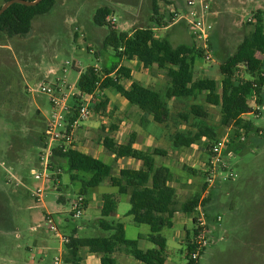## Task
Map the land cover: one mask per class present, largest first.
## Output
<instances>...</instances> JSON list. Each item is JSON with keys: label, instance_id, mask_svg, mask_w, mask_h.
<instances>
[{"label": "rangeland", "instance_id": "374dc122", "mask_svg": "<svg viewBox=\"0 0 264 264\" xmlns=\"http://www.w3.org/2000/svg\"><path fill=\"white\" fill-rule=\"evenodd\" d=\"M152 1L57 0L51 13L33 20L29 35L13 38L4 35L0 40V264H52L53 257H66L68 249L63 238L72 236L78 229L82 231L83 237L88 238L109 237L113 234L101 229L100 215L97 212L96 195L117 194V189L107 187V181L98 188L89 189L88 213L82 218H75L72 215L73 202L79 196L82 181L88 176L78 174V179L74 180V173L65 168V161L51 155L47 177L43 180L35 178L33 172H39L44 167L41 154L50 153L59 145L49 140L44 145L43 137L46 125L52 119L53 108L51 97L41 92L40 88L44 85L59 87L64 95H70L72 91H78L80 75L88 67L94 66L102 70L116 60L113 48L105 45L109 29L94 24V15L98 9H110L111 17L116 19L113 26L118 32H131L137 28H152L156 25L152 21ZM183 1L187 5L189 0ZM206 1L210 6L206 18L213 24L211 36L215 37L210 38L208 51L197 44L199 49L204 50V58L197 60L195 77L214 78L220 86V65L236 52L244 35L251 30L249 19L258 11L264 13V0ZM2 5L4 0H0V6ZM165 14L166 19L156 32L158 36L164 33L162 27L175 21L167 12ZM193 20L191 17L179 22L184 21L193 33L197 30ZM236 23L240 26L236 27ZM208 52L211 59L206 57ZM124 65L130 67L138 76L141 66L139 62L124 61ZM158 70L152 68L148 74L156 77L157 88H161L167 84L168 78L165 74L161 79ZM241 70V80L252 79L244 72V68ZM146 71L144 69V74ZM139 74H143L142 70H139ZM134 80L137 81V78ZM124 85L129 87L130 81H125ZM105 96L109 100L106 109L99 113L92 110L93 115L82 127L87 130L96 125L93 133L84 141L93 148L92 152L97 154L95 156L112 165L114 175L120 169L136 168V161L129 163L130 159H120L119 162L112 158L100 141L111 135L114 125L118 126V130L113 133L118 143L127 142L129 135L141 127L144 135L139 136L137 142L143 150L161 148L172 153L173 160L176 161L173 184L178 187V207L191 200L198 192L203 195L207 188L203 164L209 160L207 146L210 140L203 138L190 149L173 150L166 136L167 130L152 123V119L149 123L143 122L141 112L114 90H106ZM250 100L249 108L252 105ZM192 103L205 106L209 113L207 123L217 130L220 138L227 132L234 137V129L221 126L222 115L219 107L206 105L202 97L186 104ZM68 105L74 106L75 99L69 98ZM171 105L175 114L187 106L176 102ZM249 118L254 124V132L247 134L243 142L237 140L232 148L234 153L225 157V161L238 177L234 181L219 182L211 188V193L206 198L207 200L213 193L209 204H206L207 211L209 213L210 209L213 213H219L224 223L232 216L231 203L234 202L235 208L241 210L247 198H252L253 203L247 206L251 212L264 218V109L260 117L251 115ZM124 120L132 124L125 125L127 123L123 124ZM156 159L159 165H167V158ZM40 189L41 193L38 192ZM120 198L121 203L117 210L119 219L109 220L125 223L127 238L137 239L139 229L132 227V217L127 216L131 204L127 196ZM48 216H52L58 232L50 230ZM181 216L188 219L186 228H166L162 233L170 240L169 256L174 264L188 262L186 242L181 243L179 238L174 243L176 231L185 233L187 229L189 237L194 238L195 224L192 216L195 217V214ZM139 228L141 234L150 233L147 225H139ZM218 237L212 235L209 249L213 250L218 244H222L217 243ZM44 248L51 250V255L47 258L42 254ZM200 264H234V260L231 255H227L211 262L204 256Z\"/></svg>", "mask_w": 264, "mask_h": 264}, {"label": "trees", "instance_id": "16d2710c", "mask_svg": "<svg viewBox=\"0 0 264 264\" xmlns=\"http://www.w3.org/2000/svg\"><path fill=\"white\" fill-rule=\"evenodd\" d=\"M8 1L10 0H4V3ZM56 3L57 0H43L33 7L23 4L11 5L0 16V40L4 35L10 38L29 35L32 32L33 20L51 13ZM153 10L152 21L162 26L156 1L153 3ZM109 17L110 9L100 8L94 15V24L109 29L105 45L113 48L116 60L102 70L94 66L88 67L81 73L78 81L80 92L96 94L93 110L99 113L106 109L109 100L105 96V91L112 89L141 112L143 122L149 123L152 119V123L167 130L166 136L173 150L190 149L203 138H207L210 140L207 146L209 151L213 143L220 139L217 130L207 123L209 113L205 106L198 103L186 104L201 97L206 105L221 109L220 124L225 128H234L232 138L235 144L243 132L246 135L254 132L252 121H245L242 117L250 110L248 100L252 97L256 98L258 105L264 107L263 12L258 11L254 15V22H249L252 30L245 35L236 52L220 65L222 75L220 86L218 81L211 77L196 79V63L198 59L204 58V50L199 49L195 41L175 46L166 37H157L153 27L118 32L116 27L112 25V28L108 22ZM133 60L147 69L156 66L167 70V84L156 88L133 82L126 88L124 82L131 81L133 76L131 68L122 62ZM242 68L251 76V80H241ZM172 102L187 106L175 114ZM117 130V125L112 126L111 135L104 137L100 141L101 145L108 153L115 155V160L133 159L142 163L140 169H121L119 175L114 176L112 165L76 147L66 148L64 145L54 148L53 158L65 161V168L74 173L72 174L74 180L78 179V174L88 176L82 181L83 186L79 192L85 199L89 189L98 188L105 181L111 182L112 187L117 189V195L129 196L131 209L127 216L132 217L136 225L150 227L149 240L155 248L142 250L138 239L129 240L126 237L123 223L109 221V217L117 211L118 199L116 194H104L99 223L102 230L113 234L109 237L88 238L78 237L74 232L69 237L70 242L66 244L68 253L65 260L70 264H83L81 251L88 250L101 256V264H116L113 255L117 251H124L144 264H165L167 239L163 236V231L173 227L177 212L195 214L202 192L195 194L179 208L178 190L172 185L174 174L168 167L159 165L156 159L167 156L168 152L161 148L152 150L135 148L138 138L136 132L129 135L127 142L118 143L113 135ZM43 140L45 145V135ZM212 194L205 200V204H209ZM85 204L87 210L89 204L87 199ZM195 232L194 228V237ZM193 239L188 238V260L194 248Z\"/></svg>", "mask_w": 264, "mask_h": 264}, {"label": "built area", "instance_id": "2783aa9c", "mask_svg": "<svg viewBox=\"0 0 264 264\" xmlns=\"http://www.w3.org/2000/svg\"><path fill=\"white\" fill-rule=\"evenodd\" d=\"M187 6L188 10L184 12L178 11L172 6L169 7L171 16L175 21L189 20L193 17V24L197 29L192 33L194 41L198 45L204 46V48L208 51V45L213 31V24L208 22L206 18L209 13L210 6L207 4L206 0H189ZM108 22L115 25L116 19L109 17ZM249 22H254L253 18H250ZM206 57L211 59V54L208 52ZM40 91L51 97V104L53 108L52 119L46 125V140H49L51 143L57 142L59 144L58 147H62L64 145L66 148L76 147V149L79 150L77 144L79 141V131L82 129L85 121L90 119L93 115L92 105L96 100V94H86L78 90L72 91L70 95H64L61 88L49 85L42 86ZM69 98H77L78 102H76L74 106H69ZM250 101L252 103L251 108L242 117L245 121H251L249 118L251 115L257 118L260 117L262 110L264 109L263 106L256 103L255 97H252ZM231 129L234 128L231 127ZM245 136L246 134L243 132L242 136L237 140L239 142H243L245 141ZM234 144L232 136L227 132L225 136L213 143L209 151H207L209 160L203 164L205 185L207 188L204 190L195 211L194 224L196 232L192 242L194 248L189 255V264H199L202 254L212 242L210 219L207 211V205L205 204L206 198L211 193V188L219 182L234 181L238 177V175L231 170L229 164L225 161L226 156L234 153L232 151ZM47 148L48 147L46 146L45 149ZM53 150H51L50 153L47 152L41 154V162L44 163V167L39 172H33L37 180H43L50 172L49 160L51 155H53ZM38 192L41 193L42 190L40 189ZM85 200L84 196L79 195L73 202V217L82 218L86 215ZM218 220L221 221L222 217L219 216ZM47 221L49 222L50 230L58 232V228L55 225L52 216H48ZM63 241L67 244L70 242V239L69 237H64ZM42 254L44 258H47L51 255V250L49 248H44ZM52 264L70 263H68L63 256H55L52 259Z\"/></svg>", "mask_w": 264, "mask_h": 264}, {"label": "crops", "instance_id": "0c3cea01", "mask_svg": "<svg viewBox=\"0 0 264 264\" xmlns=\"http://www.w3.org/2000/svg\"><path fill=\"white\" fill-rule=\"evenodd\" d=\"M154 1H156L158 6H159V13H160L162 24L165 21L164 19H166V18H164V16L167 15L165 13L167 12L168 16L171 15L169 7L172 6V7L176 8L178 11L187 10L186 2L183 0H169V2H167L168 0H161V1L160 0H153L152 2L154 3ZM166 2L168 4H166ZM154 23L156 24V22H154ZM216 25H217V23H216ZM235 25H236V27L240 26L239 23L238 24L236 23ZM160 27H161L160 25L156 24V25H154L153 29L155 32H157L160 30ZM161 29L164 31V33L162 35H159V36L157 35V37H159V38L166 37L175 46H177L179 44H191L192 42H194L192 32L189 31V29H188V27L184 21H182V22L174 21L170 25H168L166 27H162ZM251 30H252V27H251ZM213 37H215V36H211V39ZM244 37H245V35H244ZM242 41H243V39L240 41V43ZM240 43H239V45H240ZM133 61H135V60H133ZM122 64L124 65V61L122 62ZM140 65L141 66H139V69H138V76H136L135 72L131 69L133 79L130 81V86L133 82H136V83H140L144 86L157 88L156 77H153V76L150 77L148 74V73H150V69L157 68V67L154 66V67L147 69L141 63H140ZM196 66H197V63H196ZM144 69L147 70L145 72L146 74H144ZM139 70H142L143 74H139ZM158 71H159L158 72L159 77L161 79L163 78V75H165L167 73V70H163V69H159ZM135 77L137 78V81L134 80ZM129 87H126V88H129ZM125 123H127V124H125ZM123 124L129 126L132 124V122L128 123L126 120H124ZM95 126L96 125H94V127H91L87 130L85 128H82L79 131V137H78L79 141L77 143L80 151H82L86 154H90L94 157H96L95 155H97V154H94V152H92L93 148L86 145L84 143V141H85V139L90 137L91 133H93ZM134 132L137 133L138 137L144 135V131H143V129H141V127H139V129H137V131H134ZM115 138H116V136H115ZM135 148H137L139 150L143 149V147H141L138 144V142L135 144ZM175 153H177V152H175ZM111 156H112V158L115 157V155H111ZM96 158H98V157H96ZM165 158H167L168 161L165 162V164H167V165H164V166L171 169L173 174H174V166L176 164V161L173 160L172 153L168 152V154H167V156H165ZM119 162H121V160H119ZM134 162H135V160L130 159L129 163H134ZM134 167H136L135 169H140L142 167V163L136 161V166H134ZM119 171L114 176H118ZM191 171L195 172V170H191ZM174 177H175V174H174ZM189 182L191 183V180ZM173 183H174V180H173ZM173 183H172V185L175 186L178 190V187L176 185H174ZM107 187L108 188L112 187L110 181H107ZM112 188L114 189V187H112ZM109 194H112V193H109ZM113 194H115V193H113ZM123 196H126V195H123ZM96 197H97V212L99 213V215L101 217V209H102V205H103V195H101V194L98 196L96 195ZM120 197L121 196L117 195L118 206L121 203ZM127 197H128V201L130 202L129 196H127ZM86 199L89 201V193L86 195ZM178 199H179V194H178ZM251 199L252 198H247V200H246L247 202H243L241 210L236 209L234 206V202H232L231 206H230L231 210H232V216L228 220L227 223H224L223 217H222V220L219 221L218 217L221 215L219 213H213L209 209L210 227L212 230L211 237L213 234L215 236L218 235L219 237L217 239L218 240L217 243L221 242L222 244H218V246L213 248V250L207 248L205 250V252L202 254L201 259H202V257L206 256V258H208V260L212 262V260H214L215 258L219 259L221 257L231 255L232 259L234 260V264H264V218L257 217V214L251 212L250 208L247 207L253 203V202H251L252 201ZM88 209H89V204L87 207L86 214L88 213ZM117 210H118V207H117ZM182 214H184V213L177 212V214L174 218V225L172 228H177L180 226H183L184 228L187 227L188 219L185 220L181 216ZM184 215L185 216H191V215H186V214H184ZM109 219H119V215L117 214V211H116V213L112 214L109 217ZM192 219L194 222L193 216H192ZM123 224L125 226V234L127 237V225L125 223H123ZM131 225H132V227H138L139 231L141 230V228H139V225H136L133 223V220H131ZM215 225H217V226H215ZM186 230L187 229H185V233L182 231H176L175 237H174V239H175L174 243H176V240H178L180 238L181 243L185 241L186 244H188V238H190V237H189V234ZM85 231H87V227L85 228ZM139 231L137 233V239L139 240V247L142 250H149V249L155 248V245L149 240V235L151 233V230H150L149 234L148 233L147 234H141V233H139ZM74 232L77 233L78 237H83L81 230L78 229V230H75ZM164 237L167 239V250H166V262H165V264H174L172 262L170 256H169L170 240L166 236H164ZM137 239H129V240H137ZM149 244H152V246L151 245L149 246ZM81 255L83 257V264H101V256H99V255L93 254L89 251L87 252V250H82ZM113 258L116 260V264H144V263L136 260L132 256L127 255L124 251H117L113 255ZM132 259H134V260H132ZM201 259H200V262H201ZM185 264H187V262Z\"/></svg>", "mask_w": 264, "mask_h": 264}, {"label": "water", "instance_id": "95a60500", "mask_svg": "<svg viewBox=\"0 0 264 264\" xmlns=\"http://www.w3.org/2000/svg\"><path fill=\"white\" fill-rule=\"evenodd\" d=\"M43 0H35V1H26V0H10L6 3H4V5L2 6V8L0 9V16L13 4H23L26 6H37L38 4H40Z\"/></svg>", "mask_w": 264, "mask_h": 264}]
</instances>
